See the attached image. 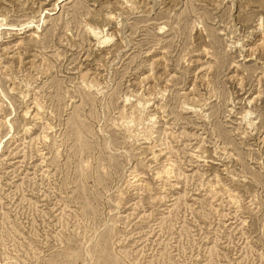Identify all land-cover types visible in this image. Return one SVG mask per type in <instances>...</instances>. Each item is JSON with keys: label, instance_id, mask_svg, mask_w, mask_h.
I'll list each match as a JSON object with an SVG mask.
<instances>
[{"label": "rangeland", "instance_id": "1", "mask_svg": "<svg viewBox=\"0 0 264 264\" xmlns=\"http://www.w3.org/2000/svg\"><path fill=\"white\" fill-rule=\"evenodd\" d=\"M0 23V264H264V0Z\"/></svg>", "mask_w": 264, "mask_h": 264}, {"label": "bare ground", "instance_id": "2", "mask_svg": "<svg viewBox=\"0 0 264 264\" xmlns=\"http://www.w3.org/2000/svg\"><path fill=\"white\" fill-rule=\"evenodd\" d=\"M2 23H0V26H1ZM93 30V29H92ZM94 32V30H93ZM96 36L99 37V34L97 32H95ZM111 40V37L110 36H103V37H100L99 38V43H102V44H105L107 42H109Z\"/></svg>", "mask_w": 264, "mask_h": 264}]
</instances>
